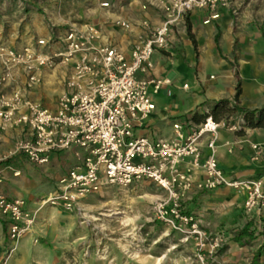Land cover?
I'll use <instances>...</instances> for the list:
<instances>
[{
  "label": "built area",
  "instance_id": "built-area-1",
  "mask_svg": "<svg viewBox=\"0 0 264 264\" xmlns=\"http://www.w3.org/2000/svg\"><path fill=\"white\" fill-rule=\"evenodd\" d=\"M90 1L110 12L117 4ZM150 4L160 12L155 26L147 20L113 22L126 31L137 29L128 55L118 45L104 42L94 21L71 22L61 32L52 31L53 40L37 38L21 48L0 41V131H15L13 153L34 164H47L53 155L72 156L74 163L41 205L73 211L82 199L107 187L147 182L156 191L150 200L154 220L173 231L180 243L193 245L195 264H209L228 236L225 231L204 229L198 214L188 207L198 192L227 188L241 193L248 229L264 244V175L228 172L217 157L220 131L240 132L245 127L242 116L227 123L208 113L195 123L182 114L172 121L166 137L140 130L167 84L154 74V53L172 51L175 30L194 10L204 12L205 23L218 19L223 10L236 19L242 0H152ZM56 64L70 68L56 104L48 107L32 94L44 70ZM181 87L188 88L186 83ZM235 144L238 141L223 142L229 149ZM249 147V159L259 162L264 142H250ZM8 173L18 176L20 171L0 163V217L9 236L17 239L32 228L34 214L24 198L6 194Z\"/></svg>",
  "mask_w": 264,
  "mask_h": 264
},
{
  "label": "rangeland",
  "instance_id": "rangeland-1",
  "mask_svg": "<svg viewBox=\"0 0 264 264\" xmlns=\"http://www.w3.org/2000/svg\"><path fill=\"white\" fill-rule=\"evenodd\" d=\"M251 1L242 0L244 4L240 6L236 19L245 17L242 15L244 7L252 5L244 10L246 18L264 32V0H253L249 4ZM98 12L90 0H0V41L21 48L37 38L51 36L53 40L55 33L63 31L71 22L109 24V19L99 17ZM69 68V64H56L45 69L43 80L33 90L32 97L53 107ZM194 68L197 71L196 66ZM229 69L243 80L242 68L236 61ZM209 74L216 77L218 73L208 72L205 76L209 78ZM223 74L226 72L220 76ZM260 75L264 83V66L260 67ZM229 102L236 109L220 113V119L227 123L239 120L243 113L239 103L233 99ZM14 136L12 130L0 131V163L20 171L18 176L7 174L4 189L8 196L22 197L27 201L34 222L29 232L12 239L0 217V264H195L193 245L180 243L173 231L154 220L150 200L156 191L147 182L134 183L126 188L107 187L82 199L73 211L41 205L59 175L52 162L37 165L14 154ZM65 171L61 170V175ZM224 209L228 210L227 214L224 213L228 221L226 227L213 230L226 229L228 240L234 239L245 225L244 215L232 206ZM112 213L115 214L107 216ZM123 216L132 220L125 224L121 221ZM229 248L226 244L216 253L231 257L225 264L235 263V251L243 252L245 264H262L264 261V244L249 229L232 250ZM146 255L163 257L158 263L154 258L144 259Z\"/></svg>",
  "mask_w": 264,
  "mask_h": 264
},
{
  "label": "crops",
  "instance_id": "crops-1",
  "mask_svg": "<svg viewBox=\"0 0 264 264\" xmlns=\"http://www.w3.org/2000/svg\"><path fill=\"white\" fill-rule=\"evenodd\" d=\"M116 1L113 12L103 10L98 12L99 17L109 19L111 23L107 25L100 24V21L98 23L103 41L118 45L128 55L136 41L137 29L126 31L115 25L114 20L120 18L134 23L147 20L150 25L155 26L160 21V12L150 4L152 0ZM143 4L151 8L144 9ZM243 4L244 2L241 5ZM250 6L252 5H247L244 10H248ZM244 10L242 15L245 17L238 21L237 19L235 21L229 12L223 10L218 19L206 23L203 22L204 12L194 10L186 18L185 25L175 30L172 51L154 53L152 57L154 74L166 80L167 84L162 87L159 96H156V108L147 125L140 130L141 133L153 137L169 136L172 132V121L182 114L190 115L195 123L200 122L208 113L210 114L215 101L234 100L238 81L240 94L235 103H239L242 110L260 108L264 105V83L260 75V67L264 66V32L255 24L249 23L250 18H246ZM216 33H218L217 39L215 38ZM234 61L238 67L242 68V81L239 75L236 73L234 75L229 71ZM195 66L197 71H195ZM208 72L218 74L216 77L214 74H209L213 78H207L205 75ZM223 72L226 74L220 76ZM185 83L188 88L183 90L181 86ZM228 103L232 105L231 102ZM225 140L238 141L239 144L229 149L228 146L223 145ZM250 142H264V126L245 125L238 133L221 130L220 144L217 149L220 165L226 171L239 176L264 175V155L259 162L251 161L249 159ZM50 162H52L55 173L59 175L58 178L61 176V170H67L74 163L70 154L53 155ZM187 203L188 207L200 217L203 228L212 232H226V229L213 230L217 227H226L228 221L225 220L224 213L227 214L228 210L224 208L232 206L235 210H239L240 214L243 213L242 194L227 188L198 192ZM246 225L249 228L245 219L244 226ZM234 244L237 242L230 238L227 242L229 250ZM235 254L233 264H245L243 252L235 251ZM230 258L227 254L215 255L208 262L209 264H225Z\"/></svg>",
  "mask_w": 264,
  "mask_h": 264
},
{
  "label": "trees",
  "instance_id": "trees-1",
  "mask_svg": "<svg viewBox=\"0 0 264 264\" xmlns=\"http://www.w3.org/2000/svg\"><path fill=\"white\" fill-rule=\"evenodd\" d=\"M189 31V30H188ZM188 34L191 36L190 32ZM218 33H216L215 38L217 39ZM240 94V86L239 81L236 84V92L234 95V101H237L238 95ZM229 101L227 99H220L215 101L214 105L211 108L210 114L215 120H220L221 112L228 111L231 109H236V106L229 105ZM242 118L244 120L245 125L249 127H260L264 126V106L260 108L254 109H245L242 110ZM248 231V226H244L237 234L234 236V240L240 241L242 237L246 235Z\"/></svg>",
  "mask_w": 264,
  "mask_h": 264
},
{
  "label": "bare ground",
  "instance_id": "bare-ground-1",
  "mask_svg": "<svg viewBox=\"0 0 264 264\" xmlns=\"http://www.w3.org/2000/svg\"><path fill=\"white\" fill-rule=\"evenodd\" d=\"M57 19H60V17H57ZM123 192H125V191H123ZM113 214H115V213H112V214H108L107 216H112ZM132 219L131 218H129V217H125V216H123V218L121 219V221L123 222V223H127L128 221H131ZM124 249H126V246L125 245H121ZM147 257H150V258H154V261L155 262H158V261H160V259L163 257V256H161V257H152L151 255H146L145 256V258L144 259H147ZM159 263V262H158Z\"/></svg>",
  "mask_w": 264,
  "mask_h": 264
}]
</instances>
